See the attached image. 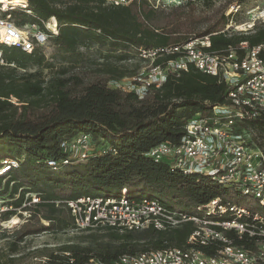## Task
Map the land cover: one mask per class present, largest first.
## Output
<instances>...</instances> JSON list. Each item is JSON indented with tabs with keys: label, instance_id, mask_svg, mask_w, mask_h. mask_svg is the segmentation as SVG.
I'll list each match as a JSON object with an SVG mask.
<instances>
[{
	"label": "trees",
	"instance_id": "trees-1",
	"mask_svg": "<svg viewBox=\"0 0 264 264\" xmlns=\"http://www.w3.org/2000/svg\"><path fill=\"white\" fill-rule=\"evenodd\" d=\"M25 1L36 18L56 23L58 33L50 38L59 49L68 54L80 47H96L104 64L101 73L86 79L71 71L68 64L55 67L38 49L27 53L0 46L6 63L0 65V196L12 206L6 216L16 210L29 211L30 216L25 202L31 201L32 194L39 198L33 204L48 203L65 209L71 225L68 209L55 202L81 195L152 199L188 215L197 213V205L215 197L242 206L231 195L248 194L216 183L206 174L185 173L147 155L160 142L177 143L186 121L195 113L227 103L228 88L222 81L189 65L185 71H168L165 81L159 87L152 85L143 98L108 83L133 78L140 64L128 68L121 63L131 59L145 61L140 56L142 51L177 47L194 38L207 36L211 51L235 47L241 41L249 46L264 45V22L245 31L225 29L234 12L226 14L222 10L202 29L161 44L149 38L143 29L146 0L140 4L131 0L127 5L105 0H71L61 4L58 0ZM192 1L195 0L183 2ZM235 5L239 7L240 3ZM12 14L19 17V25L35 20L20 8L13 9ZM177 56L176 51H158L151 61L153 65L167 64ZM108 58H113V62H108ZM29 67L34 69L28 70ZM42 68L49 70L47 79L41 77ZM11 96L19 104L15 111L6 108L11 105ZM42 107L43 111L33 113ZM18 108L23 109L19 114ZM241 126L255 132L254 140L264 152V114L245 120ZM83 134L99 145L86 157L60 147L62 140ZM5 161L10 168L1 173ZM104 229L108 235L105 242L58 246L46 255L44 264H113L122 254L186 247L193 224L185 222L167 231ZM234 241L254 249L247 240ZM218 247L220 244L214 243L201 249L213 254Z\"/></svg>",
	"mask_w": 264,
	"mask_h": 264
},
{
	"label": "built area",
	"instance_id": "built-area-1",
	"mask_svg": "<svg viewBox=\"0 0 264 264\" xmlns=\"http://www.w3.org/2000/svg\"><path fill=\"white\" fill-rule=\"evenodd\" d=\"M114 5H127L131 0H105ZM181 4L184 0H166ZM27 16L35 18L22 25L13 19L16 6L0 2V46L15 47L27 53L41 49L51 36L58 33L56 23L36 18L26 1L18 5ZM236 11L237 5H232ZM207 36L191 39L181 46L142 51L140 56L153 60L158 51L177 52L167 64H151L146 76L133 78L131 90L143 98L151 86L159 87L167 72L187 70L193 65L210 74L228 88L227 103L214 105L205 112L195 113L184 125V133L177 143L163 141L151 147L147 155L155 161L182 169L189 174H206L216 183L232 186L243 194H250L264 206V152L254 140L255 132L241 123L264 114V45L249 46L241 41L225 50H209ZM0 51V65H5ZM13 65V64H10ZM88 135L62 140L60 147L86 157L90 152ZM67 160H64L66 162ZM1 173L10 165L5 161ZM52 161L50 162V164ZM16 166L15 162H11ZM0 198L1 216L12 206ZM39 198L32 194L30 203ZM68 209L75 230L94 227L111 228L119 232L140 231L148 228L172 230L185 222L193 224L186 247H164L138 254H122L113 264H264V218L245 207L219 197L197 205L195 214L171 210L152 199L108 198L99 195H81L56 201ZM247 240L253 250L235 243ZM219 243L213 254L201 248Z\"/></svg>",
	"mask_w": 264,
	"mask_h": 264
},
{
	"label": "rangeland",
	"instance_id": "rangeland-1",
	"mask_svg": "<svg viewBox=\"0 0 264 264\" xmlns=\"http://www.w3.org/2000/svg\"><path fill=\"white\" fill-rule=\"evenodd\" d=\"M69 1L71 0H58L59 4ZM141 2L142 0H137V4ZM146 2L147 6L143 8V29L149 38L161 44H168L173 38L192 34L202 29L214 21L222 10L226 14L234 12L225 29L245 31L251 29L255 24L264 22V0H215L211 3L195 0L192 3L182 2L181 4H168L166 0H146ZM237 2L240 3L238 11L232 8V5ZM16 8L20 7L16 6L13 9ZM18 18L13 16L15 22ZM38 50L55 67L68 64L71 71L77 72L86 79L101 73L100 69L104 64L102 63L104 59L101 58L96 47L89 49L80 47L73 53L67 54L49 38L48 43ZM108 62H113V58H108ZM121 64L128 68H132L134 64H140L138 72L133 78H142L146 76L152 61L150 59L145 61L131 59ZM32 69L34 68L29 67L28 70ZM40 70L41 77L47 79L49 70L43 68ZM133 78L125 77L108 84L111 87L127 89L136 81ZM9 100L11 105H6V108L15 111L14 107H19L18 102L13 96ZM44 109L45 107L33 110V113L38 114ZM21 111H23L21 108L16 110L17 114ZM88 145L90 151L98 149L99 146L91 139ZM231 196L236 203L248 208L252 213L264 217V207L260 206L254 197L236 193H232ZM0 198L5 199L1 196ZM25 205L31 210L30 216L29 211L20 210H16L13 215L3 214L1 216V219L6 221L0 225V264H44L46 255L57 250L58 246L95 244L107 240V230L104 228L73 229L70 217L61 207L48 206V203L29 204L28 201L25 202ZM92 264L97 263L93 262Z\"/></svg>",
	"mask_w": 264,
	"mask_h": 264
},
{
	"label": "bare ground",
	"instance_id": "bare-ground-1",
	"mask_svg": "<svg viewBox=\"0 0 264 264\" xmlns=\"http://www.w3.org/2000/svg\"><path fill=\"white\" fill-rule=\"evenodd\" d=\"M0 2L3 3L5 6H8L9 4H11V6H17L18 7V5L24 1L23 0H0ZM15 222H16V220H15Z\"/></svg>",
	"mask_w": 264,
	"mask_h": 264
}]
</instances>
